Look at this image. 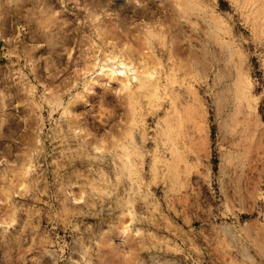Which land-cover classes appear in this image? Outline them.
I'll list each match as a JSON object with an SVG mask.
<instances>
[{
	"label": "rangeland",
	"instance_id": "obj_1",
	"mask_svg": "<svg viewBox=\"0 0 264 264\" xmlns=\"http://www.w3.org/2000/svg\"><path fill=\"white\" fill-rule=\"evenodd\" d=\"M0 264H264V0H0Z\"/></svg>",
	"mask_w": 264,
	"mask_h": 264
},
{
	"label": "bare ground",
	"instance_id": "obj_2",
	"mask_svg": "<svg viewBox=\"0 0 264 264\" xmlns=\"http://www.w3.org/2000/svg\"><path fill=\"white\" fill-rule=\"evenodd\" d=\"M145 73L147 74V76L152 77V71H149V70L147 69ZM156 86H158V85H156ZM128 87H129V86L126 85V84L123 85V88H124V89H125V88H128ZM96 148H97L96 150L101 149L100 146H97Z\"/></svg>",
	"mask_w": 264,
	"mask_h": 264
}]
</instances>
